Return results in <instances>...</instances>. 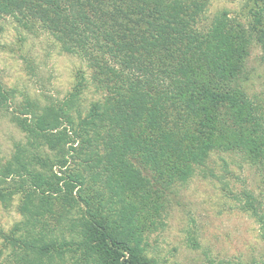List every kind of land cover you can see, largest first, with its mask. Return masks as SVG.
<instances>
[{
    "label": "trees",
    "instance_id": "1",
    "mask_svg": "<svg viewBox=\"0 0 264 264\" xmlns=\"http://www.w3.org/2000/svg\"><path fill=\"white\" fill-rule=\"evenodd\" d=\"M214 1L0 0V17L41 24L102 93L83 110L82 75L44 105L0 85L24 135L0 162V204L20 215L2 264H150L140 233L211 151L242 153L264 178V109L236 86L250 39L264 52V0L210 13ZM243 196L264 239V205Z\"/></svg>",
    "mask_w": 264,
    "mask_h": 264
},
{
    "label": "rangeland",
    "instance_id": "2",
    "mask_svg": "<svg viewBox=\"0 0 264 264\" xmlns=\"http://www.w3.org/2000/svg\"><path fill=\"white\" fill-rule=\"evenodd\" d=\"M236 0H216L210 13L236 10ZM0 17V85L16 90L15 102L28 95L41 105L65 99L81 75L79 103L83 110L102 98L89 81L85 61L64 52L37 22ZM250 39V54L236 86L264 109V52ZM24 135L0 111V162L9 158ZM264 205V178L259 167L240 152L215 149L184 184L169 187L154 225L141 234V247L150 264H262L264 239L259 224L241 209L244 192ZM0 204V234L20 220L15 206ZM0 238V250H1ZM0 255V264L5 261Z\"/></svg>",
    "mask_w": 264,
    "mask_h": 264
}]
</instances>
